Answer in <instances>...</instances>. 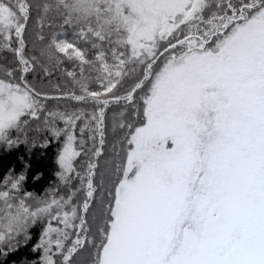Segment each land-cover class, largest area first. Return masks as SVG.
<instances>
[{
  "label": "snow or ice",
  "instance_id": "1",
  "mask_svg": "<svg viewBox=\"0 0 264 264\" xmlns=\"http://www.w3.org/2000/svg\"><path fill=\"white\" fill-rule=\"evenodd\" d=\"M59 3L98 52L38 33L44 75L56 67L74 85L46 91L29 79L31 0H0V50L16 64L0 78V141L18 144L21 118L46 112L65 137L57 175L68 190L32 207L31 193L19 195L25 176L9 175L0 244L14 250L46 220L33 249L42 264H77L87 250L92 264H264V0ZM61 101L80 107H48Z\"/></svg>",
  "mask_w": 264,
  "mask_h": 264
},
{
  "label": "trees",
  "instance_id": "2",
  "mask_svg": "<svg viewBox=\"0 0 264 264\" xmlns=\"http://www.w3.org/2000/svg\"><path fill=\"white\" fill-rule=\"evenodd\" d=\"M33 5L31 17L29 20L27 32V51L30 56L37 57V69L29 76L31 82L39 89L51 90L52 85L59 84L62 89H72L74 85L70 79L63 77L60 74L59 68L52 67V76L46 77L40 68V64L47 66V61L40 55V47L42 45L37 40V34L41 33L49 39L53 33H59L61 38L68 41L75 40L81 49L87 50L88 58L93 59L98 52V49L93 48V43H97L94 38L84 40L78 36L79 28L74 24H65L64 17L66 15L63 5L58 0H43L41 3L38 0H31ZM47 7V13L44 12ZM46 15V22L43 29L38 27V22L42 16ZM104 50L110 52L111 46L105 41L103 43ZM14 56L10 51L0 50V78H3L2 69L15 68ZM62 67L71 68L72 65L67 61ZM50 109H75L80 105L71 101H61L59 104L49 103ZM114 110H118L114 109ZM46 112H42L39 119L22 117L27 123L22 125V130L13 129L10 132V138L19 140L20 142L9 147L4 142L0 141V185L9 175L18 177L24 175L25 179L22 182L19 195L24 196L25 193H31L36 200L50 198L53 190H56V195H67V188L61 183L59 176L60 166L58 164V156L63 148L65 137L61 135L56 138L51 131V128L43 123ZM56 127L63 128V122H57ZM118 135L109 134V141H112ZM83 164V157L75 161V166L79 169ZM78 181L72 182V187L79 186ZM79 201V199H78ZM34 207V205H33ZM47 225L46 220H38L33 224L27 232L26 236L19 235L16 237L15 249L10 250L7 243L0 244V264H42V250L33 251L35 246L40 242L43 230ZM69 244L71 241L68 242ZM87 252L84 261L77 258V264H92L93 253ZM6 253V255L4 254ZM58 259V258H57Z\"/></svg>",
  "mask_w": 264,
  "mask_h": 264
},
{
  "label": "rangeland",
  "instance_id": "3",
  "mask_svg": "<svg viewBox=\"0 0 264 264\" xmlns=\"http://www.w3.org/2000/svg\"><path fill=\"white\" fill-rule=\"evenodd\" d=\"M42 1H43V0H38V2H40V3H41ZM58 1H59V0H58ZM77 183H79V182H77ZM73 188H74V187H73ZM55 190H57V189H55ZM81 195H82V194H78L77 197L74 198V201H73V202H74V203L79 202L78 199H80ZM45 199H47V198H45ZM27 202H28L32 207H33V205H34V207H35V203H36V201L32 203V201L29 200V201H27ZM30 227H31V226H30ZM30 227H29V228H30ZM29 228H28V229H29ZM27 232H28V230H27ZM20 235L26 236L27 234H26V235H25V234H20ZM89 251H90V250H88V252H89ZM86 256H87V252H86V251H83L80 255H78L77 258L80 259V261H84L85 258H86Z\"/></svg>",
  "mask_w": 264,
  "mask_h": 264
}]
</instances>
